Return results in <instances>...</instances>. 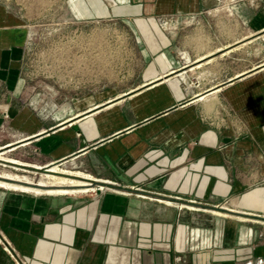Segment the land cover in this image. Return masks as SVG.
<instances>
[{
    "label": "crops",
    "instance_id": "obj_1",
    "mask_svg": "<svg viewBox=\"0 0 264 264\" xmlns=\"http://www.w3.org/2000/svg\"><path fill=\"white\" fill-rule=\"evenodd\" d=\"M150 1L114 11L139 78L51 125L17 99L26 29L0 5V108L33 166L76 178L0 190V264H264V4Z\"/></svg>",
    "mask_w": 264,
    "mask_h": 264
},
{
    "label": "rangeland",
    "instance_id": "obj_2",
    "mask_svg": "<svg viewBox=\"0 0 264 264\" xmlns=\"http://www.w3.org/2000/svg\"><path fill=\"white\" fill-rule=\"evenodd\" d=\"M75 1L0 0V5L26 29L20 61L22 87L17 99L26 101L33 114L48 125L77 112L74 104L78 100L106 92V100H110L122 94V89L130 88L139 78L137 73L145 65L131 26L137 17L114 12L125 5L122 0H100L109 9L107 14L99 12L100 5L94 0H81V5ZM215 1L235 7L237 13L241 7L264 4V0ZM4 96L0 85V101ZM12 120L9 110L0 108V180L41 189H54L36 185L50 176L76 180L69 169L58 166L51 171L33 166L36 147L20 146L27 134L14 128ZM0 190L36 194L11 186L0 185ZM89 191L84 195L91 194Z\"/></svg>",
    "mask_w": 264,
    "mask_h": 264
},
{
    "label": "bare ground",
    "instance_id": "obj_3",
    "mask_svg": "<svg viewBox=\"0 0 264 264\" xmlns=\"http://www.w3.org/2000/svg\"><path fill=\"white\" fill-rule=\"evenodd\" d=\"M75 2L78 5H81L82 4V1L81 0H77ZM7 177H10V178H18V176H16V175L15 176H13V175H7ZM20 180L30 181L26 177H21ZM38 183L40 185H57L58 184L57 181H55L54 179H50V178L48 180H45V179L39 180ZM0 185L1 186H11L13 188H20V189H25V190H32V191H36V192H42V191H47V192H72L73 191L72 189L67 188V187H54V189L33 188V187L23 186V185H19V184H13V183L6 182V181H3V180H0ZM90 189L91 188H89L87 190L89 191Z\"/></svg>",
    "mask_w": 264,
    "mask_h": 264
},
{
    "label": "built area",
    "instance_id": "obj_4",
    "mask_svg": "<svg viewBox=\"0 0 264 264\" xmlns=\"http://www.w3.org/2000/svg\"><path fill=\"white\" fill-rule=\"evenodd\" d=\"M99 189L101 190L102 189V186H100Z\"/></svg>",
    "mask_w": 264,
    "mask_h": 264
},
{
    "label": "water",
    "instance_id": "obj_5",
    "mask_svg": "<svg viewBox=\"0 0 264 264\" xmlns=\"http://www.w3.org/2000/svg\"><path fill=\"white\" fill-rule=\"evenodd\" d=\"M13 144H15V143H13Z\"/></svg>",
    "mask_w": 264,
    "mask_h": 264
}]
</instances>
